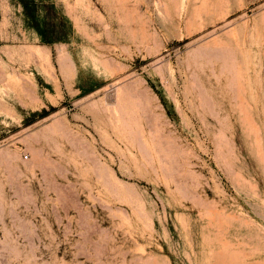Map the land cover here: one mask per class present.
I'll use <instances>...</instances> for the list:
<instances>
[{"label": "rangeland", "instance_id": "374dc122", "mask_svg": "<svg viewBox=\"0 0 264 264\" xmlns=\"http://www.w3.org/2000/svg\"><path fill=\"white\" fill-rule=\"evenodd\" d=\"M0 264H264V0H0Z\"/></svg>", "mask_w": 264, "mask_h": 264}, {"label": "bare ground", "instance_id": "6f19581e", "mask_svg": "<svg viewBox=\"0 0 264 264\" xmlns=\"http://www.w3.org/2000/svg\"><path fill=\"white\" fill-rule=\"evenodd\" d=\"M207 2V1H206ZM1 157H4V158H7L8 157V154L7 153H3V156H1ZM9 158H10V156H9ZM8 159V158H7ZM12 160V159H11ZM3 162V161H2ZM9 162H10V160H9ZM8 163V162H7ZM6 164V163H5Z\"/></svg>", "mask_w": 264, "mask_h": 264}]
</instances>
